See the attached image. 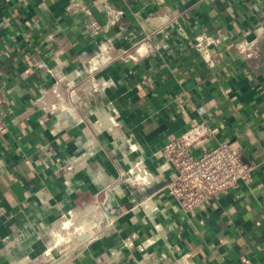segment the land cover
<instances>
[{"label": "crops", "instance_id": "0c3cea01", "mask_svg": "<svg viewBox=\"0 0 264 264\" xmlns=\"http://www.w3.org/2000/svg\"><path fill=\"white\" fill-rule=\"evenodd\" d=\"M202 33L220 37L213 66ZM103 43L111 58L91 70ZM55 85L76 119L44 110ZM0 110V264H264V0H0ZM200 122L216 130L206 148L236 141L253 169L185 212L158 153ZM140 158L146 183L131 181ZM65 218L86 230L57 243Z\"/></svg>", "mask_w": 264, "mask_h": 264}, {"label": "built area", "instance_id": "2783aa9c", "mask_svg": "<svg viewBox=\"0 0 264 264\" xmlns=\"http://www.w3.org/2000/svg\"><path fill=\"white\" fill-rule=\"evenodd\" d=\"M86 14L91 16V11L88 8H82ZM107 11L110 15L112 24H116L121 19L123 12L115 9L114 7L107 6ZM89 26L96 32L100 31L102 27L92 19ZM196 46L200 53V56L209 65L213 66L216 63L214 56L213 45L220 43V37L202 33L197 37ZM111 46L109 44H101L98 51L88 60V67L98 68L105 62L109 61L111 55L109 54ZM239 52L246 58H250L257 53L259 47L257 46L256 40L244 41L238 45ZM93 58H96L97 64L93 66ZM107 84V83H105ZM104 83L93 84L91 90L86 91V88H82L89 94H94L99 89L104 88ZM53 94L57 100L50 102L49 106L44 107V110L50 114L56 116V123L59 120L69 121L75 118V113L72 108L67 106L63 101V97L60 96L57 86L53 87ZM44 91L41 96L37 99L45 105ZM87 94V93H86ZM65 104L66 108L60 111L61 106ZM112 117V128L118 125V122L114 118L117 113L115 108H107ZM48 119L45 117L42 119V123ZM76 119V118H75ZM111 128V129H112ZM9 131V126L5 121L3 112L0 110V135L5 134ZM215 129L209 126L205 122L197 123L192 126L183 135L174 140L166 143L162 150L158 153L166 158L168 168H173V176L168 180L164 188L168 193L175 199L176 207L182 209L185 212L192 211L198 208L201 204L206 201L212 200L220 195L222 192L233 188L241 181L249 180L251 177L253 167L242 160V145L236 141L224 140L217 145L211 147H205L206 143H209L215 134ZM51 132L56 134L57 129L51 128ZM129 149L131 151L136 150L134 144L130 143ZM203 147V151L200 154L195 152L196 148ZM59 158H56L58 161ZM67 165L66 169L71 170L74 166L72 163L74 160ZM143 174L144 177L141 179L138 175ZM131 181L136 183H146L153 179L152 173L147 169L146 164L140 158L137 159L134 167L130 170ZM159 234L153 235L149 239V243H154L159 239ZM164 257L165 254H163ZM182 264H187L186 255L179 258Z\"/></svg>", "mask_w": 264, "mask_h": 264}, {"label": "bare ground", "instance_id": "6f19581e", "mask_svg": "<svg viewBox=\"0 0 264 264\" xmlns=\"http://www.w3.org/2000/svg\"><path fill=\"white\" fill-rule=\"evenodd\" d=\"M92 63H93V66H96V64H97V60H96V58H93V61H92ZM65 108H64V104L61 106V108H60V111H62V110H64ZM133 165V164H132ZM162 166V165H161ZM163 169V168H162ZM138 177H140L141 179L144 177V175L141 173L140 175H138ZM148 210V209H147ZM71 215H72V213H71ZM72 225V219H70V218H67V219H65L64 220V222H63V224H62V229H69L70 228V226ZM99 225V224H98ZM82 227H83V225L81 226H78L77 228H75V230H78V231H81V230H79L80 228L82 229ZM85 229V228H84ZM59 230V229H58ZM56 232V234L59 236V237H63V235H62V232L60 231V232H58V231H55ZM81 232H85V230L83 231H81Z\"/></svg>", "mask_w": 264, "mask_h": 264}, {"label": "rangeland", "instance_id": "374dc122", "mask_svg": "<svg viewBox=\"0 0 264 264\" xmlns=\"http://www.w3.org/2000/svg\"><path fill=\"white\" fill-rule=\"evenodd\" d=\"M64 108H66V105L64 104ZM66 219V218H65ZM64 219V220H65ZM81 224H77V223H74V221L72 220V225L70 226V228L69 229H65L63 232H68V234L69 235H64V234H62L63 235V237L61 238V237H59L58 235H57V239H56V242L57 243H60V242H62L63 240H65V239H68V237L70 236V234H71V231H72V229H73V232L74 231H78V230H75V228H77L78 226H80ZM82 226V225H81ZM85 228V229H84ZM79 230H86V226L85 227H82V229L80 228ZM81 231H78V232H81Z\"/></svg>", "mask_w": 264, "mask_h": 264}]
</instances>
